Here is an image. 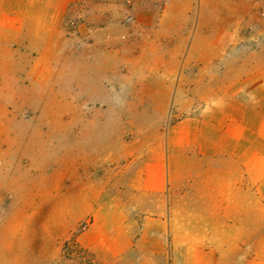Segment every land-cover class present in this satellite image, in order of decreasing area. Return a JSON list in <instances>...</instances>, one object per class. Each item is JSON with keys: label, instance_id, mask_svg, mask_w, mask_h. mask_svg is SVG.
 <instances>
[{"label": "crops", "instance_id": "0c3cea01", "mask_svg": "<svg viewBox=\"0 0 264 264\" xmlns=\"http://www.w3.org/2000/svg\"><path fill=\"white\" fill-rule=\"evenodd\" d=\"M223 4L191 29L187 12L139 21L142 32L127 36V72L103 62L110 84L134 87L120 94L98 80L102 91L89 99L133 107L70 112L66 126H31L23 137L4 105L2 165L20 169L27 157L31 194L65 202L66 226L46 264L60 259L63 237H75L94 264H264V43L253 44L250 33L259 25L263 34L264 0ZM117 41L112 32L98 51L118 52ZM3 45L0 101L8 84H19L8 73L19 52ZM93 64L102 65L66 62V100L84 98ZM151 101L165 102L153 122L141 103Z\"/></svg>", "mask_w": 264, "mask_h": 264}, {"label": "rangeland", "instance_id": "374dc122", "mask_svg": "<svg viewBox=\"0 0 264 264\" xmlns=\"http://www.w3.org/2000/svg\"><path fill=\"white\" fill-rule=\"evenodd\" d=\"M223 3L224 0H0V47L3 48L5 42V47L17 50L20 62L16 63L17 67L8 69V73L18 74L19 84L7 85V99L0 101V112L5 105L7 124L19 128L23 131L20 135L25 137L31 134L25 133L31 126H66L70 112L83 110L89 114L94 109L110 108L111 104L120 109L133 107L137 102L89 99L92 91H102L94 85L98 80L120 94L134 87L110 84L111 75L106 74L110 70L103 62H118L122 72H127V62L133 60V55L127 53V36L136 30L142 32L136 26L139 21L148 23L152 15L187 12L191 29L200 13L204 19L222 13ZM260 15L264 25V7ZM258 28L259 25L250 29L255 35L253 44L264 43V31L261 34ZM112 32L117 36L119 51L99 52ZM152 55L158 61L160 54ZM84 60L102 65L86 68V92L82 100H66L69 82L66 62ZM36 61L44 66L36 67ZM8 81L16 82L13 77H8ZM141 103L150 104L151 122L159 119L165 102ZM172 106V102H167V122ZM118 119L128 121L126 117ZM2 163L0 161V264H46L54 254L52 238L61 234L60 226H66V212L62 211L65 202L59 197L31 194L27 157H24L23 168L13 171L10 166L6 170ZM74 241L75 237L59 240L61 257L55 264H66V261L94 264L90 254Z\"/></svg>", "mask_w": 264, "mask_h": 264}, {"label": "built area", "instance_id": "2783aa9c", "mask_svg": "<svg viewBox=\"0 0 264 264\" xmlns=\"http://www.w3.org/2000/svg\"><path fill=\"white\" fill-rule=\"evenodd\" d=\"M84 227H85V225L82 226V228H84ZM74 242H75V241H74Z\"/></svg>", "mask_w": 264, "mask_h": 264}]
</instances>
